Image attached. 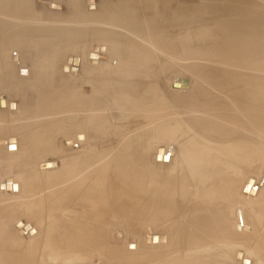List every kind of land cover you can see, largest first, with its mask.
<instances>
[{
	"label": "bare ground",
	"instance_id": "bare-ground-1",
	"mask_svg": "<svg viewBox=\"0 0 264 264\" xmlns=\"http://www.w3.org/2000/svg\"><path fill=\"white\" fill-rule=\"evenodd\" d=\"M52 2L53 8H48L44 0H0V91L6 94L0 97V121L6 125L4 121L10 118L42 119L45 115L51 122L46 141L40 130L30 132V119L21 120L25 123L14 120L18 125L9 124L8 128L0 124V137L5 138L0 143V153L12 146L11 150L17 148L13 151L15 156L20 155L16 152L25 143L18 139L19 134H26L27 138H21L28 144L34 140L33 147L34 143L37 147L31 159L41 153H53L60 161L43 173L16 162V169L13 165L11 168L17 175H13L14 181H0V264H142L143 252H139L133 236L144 224L150 227L143 243L164 246L157 252L162 254L152 260L168 258L182 250L229 247L223 234L237 240L251 238L257 246L258 230L242 219L233 222L231 214L236 210L231 212L246 195L257 196L250 194L256 191L255 184L246 188L249 178L243 180L252 168L250 156L254 148H250H260L251 139L252 133L264 136V115H259L264 106V84L255 81L251 85L247 78L252 76L250 67L252 71L264 70V58L243 51L264 54V0H207L202 9L199 5L194 10L211 13L215 18L206 32L222 54L211 55L206 66H194L200 69L198 73L202 71L201 75L207 71L206 74L218 76L210 80L216 91L192 93L188 105L182 97L178 101L175 97L166 100L164 88H160L162 94L156 88L160 79L154 80L172 72L174 61L186 58V8L180 0H101L99 4L97 0H66L62 5ZM253 8L255 12L243 13ZM31 46L41 48L42 58L29 63L24 55ZM239 49L242 52L236 54ZM9 52H17L20 57L14 63L16 68L10 64ZM101 53L108 58L105 65L101 64ZM62 55H67L66 63L59 64L58 70ZM65 67L68 78L72 76L71 68L79 69L81 83L74 80L77 74L70 79L78 86L66 85ZM174 67L181 69L185 64ZM11 69L17 76L12 75ZM184 84H188L186 80L180 81L178 89ZM120 90L126 92V100ZM136 97L142 106L137 105ZM10 103H14L13 108ZM133 103L141 108L134 109ZM250 105L257 113L253 122ZM206 106L215 115L221 109V119L199 122L205 119ZM139 137L150 141L140 146ZM152 137L182 143V155L174 165L171 166V157L168 163L164 162L171 154L167 145L154 148L151 154ZM251 143L254 145L250 147ZM71 178L77 180L70 183ZM239 191L241 195H237ZM7 192L14 200L6 197ZM238 196L243 199L237 200ZM81 211L78 219L74 217ZM44 219L47 221L43 225L39 221ZM257 222L261 234L264 220ZM119 224L126 227L127 239L120 237L121 244L106 246L110 234L115 232L106 237L104 230ZM152 227L164 230L163 243L158 237L153 240L155 234H149ZM259 238L263 245L264 238ZM237 252L241 253L240 258H236ZM233 254L234 264H252L244 251ZM196 258L165 264L205 263Z\"/></svg>",
	"mask_w": 264,
	"mask_h": 264
},
{
	"label": "rangeland",
	"instance_id": "rangeland-1",
	"mask_svg": "<svg viewBox=\"0 0 264 264\" xmlns=\"http://www.w3.org/2000/svg\"><path fill=\"white\" fill-rule=\"evenodd\" d=\"M43 1V0H42ZM52 1H57L58 3H61V5L62 4H64L65 2H66V0H44V2H46V7H48V8H53V6H54V3L52 2ZM98 1V4L101 2V0H97ZM176 1H178L179 2V0H176ZM181 1V3H183L184 5H185V8H186V20H185V33L187 34V36L188 37H186V35H185V40H184V44H183V49L185 50V56H186V58H184V60H182V61H174V63H175V65H173V64H171V67H172V72H170V73H168V74H166V75H160V78L158 77V78H155L154 80H158V79H160V80H158L159 82L158 83H156L157 81H155L154 83H156V85H157V89L159 90L160 88H164V89H162V90H164V92H166V96H165V99L167 100V98H169V100L171 101V99H172V97L174 98L175 97V99L178 101V100H183V99H185V100H187V101H185L184 100V102H185V104H186V102H187V105L190 103V102H188V101H191L192 100V97H193V94H195L196 95V93H198L199 91H201V90H203V91H206V92H208V93H213V92H215L216 90L213 88V86H212V84L210 83L212 80H214V79H216L218 76H215V75H212V73H209V74H211V76L209 75V74H206V72L204 71V74L203 75H201V74H199V73H201V72H199L198 73V71H200V69H195L194 68V66H199V67H197V68H201V66H206L205 64H207V63H209V62H211V55H221L222 53L221 52H218L215 48H216V45L217 44H215V41L212 39V37H211V35H210V33L209 32H206V31H209L210 30V27L211 26H213V20L215 19L214 17H213V15L211 14V13H205V14H202V13H198V12H194V10H197L198 9V6L200 5V7H201V9L205 6V3H207V0H180ZM49 3V6H47V4ZM180 3V2H179ZM51 5V6H50ZM251 11H253V12H255L254 11V8L253 9H247V10H245V12H243L244 14H246V13H248V12H251ZM49 12H51V10L49 11ZM49 12H47V13H49ZM261 13H262V11H261ZM264 13V12H263ZM154 19H157V17H154ZM215 21V20H214ZM201 28V29H200ZM153 32V31H152ZM220 32H221V30H220ZM198 34V35H197ZM211 37V38H210ZM220 37H222V36H220ZM218 38L219 37H217V40H218ZM224 39V38H223ZM221 40H222V38H221ZM218 41H220V39L218 40ZM88 49L91 51V49H90V47L88 46ZM87 48H86V50H88ZM89 50L87 51V52H89ZM98 51V49H95V52H97ZM40 52H41V48H39V47H37V46H31V48H28V52L27 53H25V55H24V59H25V61L26 62H32L33 60H39V58L41 57L42 58V54H40ZM240 52H242L241 51V49H239V50H236L235 51V53L237 54V53H240ZM244 52V54H249V55H256V56H262L261 58H264V54L262 55L260 52H256V51H253V50H250V52L247 50V51H243ZM11 52H9V56L11 55L10 54ZM13 53H15L14 55H11L10 57H8V58H10V64L12 65V66H14V63H17L16 61L18 60V58H20V57H18L17 56V52H12V54ZM42 53V52H41ZM229 53H231V52H229L228 51V53L227 54H229ZM45 55V54H44ZM99 55H101L100 56V58H102L101 60V62H103L104 61V63H101L102 65H105L106 63H108V61H106V59L108 60V58H107V56L106 55H102V53L101 54H99ZM13 56H17L16 57V59H14V57ZM71 56H73V55H70L69 57H70V59H71ZM91 56V55H90ZM35 57V58H34ZM66 57H67V55L65 56V55H62L61 57H60V60H61V62H59V63H57V68H58V70L60 69V67L61 66H63V64L64 63H66ZM69 57H68V59H67V61H70V59H69ZM208 57V58H207ZM62 58V59H61ZM64 58V59H63ZM105 58V60H103ZM190 58H191V60H190ZM171 59V58H170ZM200 59H203V60H200ZM41 60V59H40ZM197 62H196V61ZM199 61H202V63L201 62H199ZM208 61V62H207ZM68 64L70 63V62H67ZM167 63H171L170 61H168ZM179 63H184L185 64V67H181V69L180 68H175L174 66H179ZM61 66H60V65ZM68 64H66V66L68 65ZM100 64V65H101ZM65 65V64H64ZM190 65H191V67H190ZM59 66V67H58ZM10 67V66H9ZM15 68H16V66H14ZM95 67H102V66H95ZM95 67H93L94 69H95ZM96 68V69H97ZM186 68V69H185ZM212 68V67H211ZM65 70H64V73L66 74L64 77V82L66 83V85H68V84H71L72 85V87H75L76 86V84L78 83H81V77L79 76V69H75L76 71H74L73 69L74 68H71V70L73 71L72 72V76H74V77H72V76H70L69 78H68V76H67V73H68V71L66 70L67 68L65 67L64 68ZM189 69V70H188ZM180 70H182L181 72H180ZM184 70V71H183ZM186 70V71H185ZM195 70V71H194ZM176 71V72H175ZM248 71L249 72H252V76H249L248 78H247V80H248V82L252 85H254V83H255V81L256 82H258V81H260L261 83H263L264 84V70H257V71H252V68L250 67V68H248ZM78 72V73H77ZM11 73H12V75L15 73V69H11ZM75 73V74H74ZM198 73V74H197ZM77 74V75H76ZM15 75L17 76V73H15ZM75 75H76V77H78V78H76L75 77ZM205 75V76H204ZM208 75V76H207ZM159 76V75H158ZM162 76V77H161ZM166 77H168L169 79H167L166 80ZM212 77V78H211ZM74 79V78H76V79H74V80H76V82H74V80L72 81H70V79ZM80 78V79H79ZM177 78V79H176ZM80 81H79V80ZM161 79H163V80H161ZM182 79V80H181ZM258 79V80H257ZM78 80V81H77ZM183 80H186L187 81V85L185 86V87H183V85L181 86V89H178V87L176 88L174 85L177 83H179L180 81L182 82ZM211 80V81H210ZM162 81V82H161ZM76 83V84H75ZM164 85H163V84ZM78 84H77V86H78ZM159 84V85H158ZM162 84V85H161ZM71 85H69V86H71ZM19 90V89H18ZM161 89H160V92L162 91ZM214 90V91H213ZM20 91V90H19ZM19 91H17L18 92V94H19ZM173 91V92H172ZM191 91V92H190ZM119 92V94L121 93L122 94V96L124 95L126 98H128L127 97V94H126V92L125 91H123V92H121V90L120 91H118ZM125 92V93H124ZM164 92H161V94L162 93H164ZM175 92V93H174ZM190 92V93H189ZM1 93H3V94H1ZM182 94L181 96L179 95V94ZM193 93V94H192ZM121 94H120V96H121ZM171 94H172V96H171ZM183 94H184V96H183ZM217 94V93H216ZM2 95V96H1ZM165 95V94H164ZM6 96V94L4 93V92H2V91H0V97H5ZM121 96V97H122ZM123 96V100H126L125 99V97ZM140 96V95H139ZM170 97H171V99H170ZM183 99H182V98ZM7 98V97H6ZM136 98H138V97H136ZM141 99L143 98L142 97V95H141V97H140ZM188 98V99H187ZM141 99H139L138 98V100H139V103H138V101H137V105H139V106H142L143 104L140 102L141 101ZM175 99H173V101L175 102L176 100ZM21 100V99H20ZM144 100H146V99H144ZM129 103H131V101H129V100H127ZM24 102V101H23ZM142 102H144V101H142ZM145 104H146V102H144ZM118 104H120V106H122V108H123V106L124 105H122V103L121 102H118ZM136 104H134L133 103V105H134V109H136L137 108V106H136ZM138 106V107H139ZM139 108H141V107H139ZM139 108H137V109H139ZM250 109H251V117H250V119H251V122H253L255 119V117H254V115L255 114H257V113H254V108H253V105H250ZM204 111H205V113L203 114L204 116V120L202 119V121H199V122H206V123H208L209 121H211L212 119H215V120H220L221 119V116H222V114H223V112H222V110L221 109H218L217 110V112H216V115L214 114L215 112L213 111V110H211V108H209V107H205L204 108ZM210 111V112H209ZM207 113V114H206ZM259 115L260 116H263L264 115V106L262 107V113H259ZM30 118V120H32V123H31V121L28 119V117H25L24 118V116L22 117V118H20V120H19V118L18 119H16V118H10V120L9 119H7V120H9V121H12V122H10L9 123V121H7V120H5L4 122H6L5 124L6 125H4V123L2 122V120L0 121V124H1V126H5V128H8L7 126H9V124L11 125V126H15V125H18V123L17 122H14V120L15 121H21V120H27V121H30V123L28 124V126L31 124L32 126L30 127L29 126V128H31V129H33V130H31V129H26L25 130V133L27 132V130L28 131H30V132H33L34 131V129L38 132V133H40L39 132V130L42 132V133H44V137L42 136V138H43V140H48V137L50 136V131L48 130V125L51 123V122H49V120H50V118L49 117H45V115H42V119H40L39 117L37 118V119H34L35 117L34 116H29ZM39 119V120H38ZM26 121V122H27ZM3 124H2V123ZM13 122L15 123V124H13ZM21 122H23V123H25L24 121H21ZM154 122V121H153ZM158 122V119H157V121H156V123ZM17 123V124H16ZM27 126V123L26 124H24V126ZM39 127V128H38ZM27 128V127H26ZM0 129H2V127H0ZM23 129H25V128H23ZM22 131H24V130H22ZM35 131V132H36ZM29 132V133H30ZM22 133V132H21ZM24 133V132H23ZM34 133V132H33ZM33 133H31V134H29L30 136H29V140H31L30 138H32V136H33ZM1 134V133H0ZM68 134V133H67ZM253 135V138L251 137V139L252 140H254V141H256V142H254V143H257L259 146H260V148L262 149H260L257 145H255V146H253V147H251L252 145H254V143H251V145H250V149H253L254 148V152H253V150H251L250 151V155L252 154V152H253V154L250 156L251 157V159H250V161H251V166H252V168L250 167L249 168V171H247L246 173L247 174H245L244 176H247V177H244V180L243 181H245V180H247L248 178H249V180L248 181H252V183H253V185L255 184V190L256 191H254V193H252V191L250 192V194H252L253 196H254V194L256 193V195L257 196H255V197H248L247 195L245 196V197H243V198H241L242 196H238V198H237V200L239 199V200H241V199H243V201H242V204H240V202L241 201H239V202H237V208L235 207V209L233 210V212H231V213H234V211H235V213L234 214H231V217H232V219H233V222H234V220H235V222H237L238 220H241L242 222H244V224H248V225H250V226H252L254 229H257L258 230V238H257V240H256V242L258 243V245H259V247H262L263 249H264V244L263 245H261V240H260V238H259V236H262V238H264V234H262L263 232H264V227L262 226V229H261V234H259V227H260V224L257 222V221H260V222H262V220H264V136L262 135H259V133L258 132H256V131H254V133H252ZM25 135L26 134H23V136L25 137ZM258 135V136H257ZM18 136V135H17ZM23 136H21V137H23ZM11 137V136H10ZM20 137V134H19V140L21 141H23L22 143H25L24 145H23V149L24 148H26V149H28V147L31 145L32 147H33V143H32V141L34 142V140H31V142H29V144L26 142V140H25V138H27V137H25L24 139H22ZM47 137V138H46ZM2 137H0V139H1ZM14 140H15V138H13ZM17 139V140H18ZM163 138H161V140L159 139V138H155V137H152L151 138V147H150V152H151V154H153V152H154V148H156V147H159L160 145H167L168 146V148H170V150H171V154L170 155H167L166 157H167V159L169 158V157H171L172 158V164H171V166L172 165H174L173 163H175V160L176 159H178V157L180 158L181 157V153H182V151H181V145L180 144H182L181 142L179 143L178 141H177V143L174 141H167V140H164L165 141V144H163L164 143V141L162 140ZM5 140V138L4 139H1L0 140V143H2L3 141ZM10 140L11 141H13L11 138H10ZM25 140V141H24ZM28 140V141H29ZM45 141H43V142H45ZM148 141H150L149 140V138H144V137H139L138 138V140H137V143L141 146V145H145ZM163 141V142H162ZM181 141V140H180ZM251 141V140H250ZM15 141H13V143H14ZM162 142V143H161ZM167 142V143H166ZM12 143V142H11ZM27 143V144H26ZM42 143V142H41ZM179 143V144H178ZM25 145H27V146H25ZM36 145H35V143H34V147L33 148H31V147H29V153H27L28 151H25L26 149H20V150H18V152H16V153H18V154H20V155H17V156H15V154L13 153V151L16 149L17 150V148H15V147H13L14 149L13 150H11L12 148V146L10 147V146H8V150H6V151H3L2 153H0V181H2V182H5V181H9V182H11V180H13L14 181V178H13V175H15V176H17L16 175V171H14V169H16L15 167H16V165L14 164V163H16V162H19V164H21V165H24V166H32L33 167V169L34 170H36L37 172H44L45 171V169H49V168H53V167H56V164H55V162H60L59 161V158H56V155H54L53 153V155L51 154V153H41L40 155H39V157L38 158H36V159H31V157L32 156H30L31 154H32V152L35 150L34 148H37V147H35ZM42 146H43V143H42ZM2 148V147H1ZM9 148H10V150L12 151V153H10V150H9ZM31 148V149H30ZM40 148V147H39ZM256 148V149H255ZM76 149H79V148H76ZM75 149V150H76ZM259 149V150H258ZM32 150V151H31ZM257 152H256V151ZM8 151V152H7ZM31 151V152H30ZM42 150H39V152H41ZM77 151V150H76ZM162 151H163V149H162ZM23 153V154H22ZM25 153V154H24ZM12 154H14V155H12ZM10 156V155H12V156H15V157H13L12 158V156H10V157H7V156ZM41 156V157H40ZM18 158V159H17ZM174 159V160H173ZM14 160V162H12V161ZM156 160V159H155ZM51 161V162H50ZM161 161H163V160H161ZM168 161H169V159L167 160V161H164V162H166V163H168ZM42 162H44V163H42ZM45 162H50V163H45ZM157 163L158 162H160V161H156ZM39 164V165H38ZM41 164V165H40ZM45 164H49V165H51V164H54V166H51V167H48V168H45V167H41V166H44ZM253 164V165H252ZM12 165H13V168L14 169H11L12 168ZM42 169H43V171H42ZM165 171H167V170H164V172ZM14 176V177H15ZM13 179H12V178ZM247 178V179H246ZM251 178V179H250ZM75 179V180H74ZM254 179V180H253ZM73 180V182H70V183H74L76 180H77V178H71V180H69V181H72ZM248 181H245V182H247L248 183ZM245 182H243L244 184H245ZM3 184V183H2ZM1 184V185H2ZM0 185V187H2ZM243 184H241V186H242ZM252 186V185H251ZM3 187H4V185H3ZM257 188V189H256ZM72 189H76L77 190V187L75 188V187H73ZM249 189V188H248ZM248 192V191H247ZM9 192H7L6 193V195H4V196H6L8 199H11L10 201H12V200H14V197L12 196V194L11 193H9ZM244 193L245 194H248V193H246V191H244ZM237 195H241V192L239 191L238 193H237ZM11 197V198H10ZM248 197V198H247ZM246 198H247V200H248V202L246 201ZM244 201H246V203H243ZM238 203H239V205H241V206H239L238 205ZM249 203V204H248ZM244 204V205H243ZM243 205V206H242ZM251 206V207H250ZM244 207V209H245V207H246V209L248 208V207H250V208H248L249 210L251 209L252 211H247V210H241L242 208ZM240 208V209H239ZM238 210V211H237ZM242 211H247V212H249V214L247 213V212H243L242 213ZM256 212V213H254V212ZM239 214H238V213ZM83 214V212L81 211V213L79 212V213H76V215L74 216V217H76L77 219L81 216ZM243 214V215H242ZM238 215H240V216H242L245 220L247 219V222H245V220L243 219V218H241L240 216H238ZM244 215H247V217L246 216H244ZM235 217V218H234ZM237 217V218H236ZM263 217V218H262ZM39 219V218H38ZM231 220V219H230ZM47 221V219H44V220H40L39 222H41L43 225H44V223L43 222H46ZM232 221V220H231ZM233 222H232V224H233ZM31 223H32V221H31ZM18 226H20V224H18ZM28 226V225H27ZM233 226V225H232ZM148 227H150V225L149 224H144L140 229H139V234H137V235H134L133 236V238L138 242V250H139V252L140 253H142L143 252V256L141 257V259L140 260H142V264H165V263H168V261H172V260H175V259H190V258H195V257H197L196 259H198V260H200V263L201 262H203V260H205V263H214L215 261H217V263L219 262L220 264H234V252L236 251V250H242V251H244L248 256H249V258H250V261L252 260V264H264V250H259L258 248V245L257 246H255V243H254V240H252L251 238H249V239H233V238H231L230 236H225V234H223V235H221L222 236V238L224 239V242H226L225 244H229V247H215V248H212V249H210V250H201V251H194V250H191V251H184V250H182V251H180V252H177V253H175V254H172L170 257H168V258H160L159 260L157 259V260H152L155 256H157V255H161L162 253L161 252H159L158 254H157V252L159 251V249H161V248H163L164 246L162 245V246H159V245H157V244H155V245H149L148 243H147V245L145 244V243H143V237L145 236V239H146V234H148V232H146L147 231V229H148ZM109 228V229H108ZM106 230H104V235L107 237L109 234H110V232H115L114 233V235H112V234H110V241L108 242V244L106 245V246H108V247H112V246H110L111 245V243L113 244V243H117V244H121V241L122 240H120L121 238H123V239H127V237H125V235H126V233H125V226H124V224H122V225H116V226H109ZM239 228V226H237V229ZM241 228V227H240ZM240 228H239V230H240ZM244 229H248V227H244ZM236 234H239L238 232H235ZM251 233V231L250 232H245V235H249ZM149 234H155V236L154 237H158L160 240H161V242L163 241L164 242V239H165V234H164V230H155V229H153V227L150 229V233ZM106 237H105V239H106ZM111 237H116V239L115 238H111ZM121 237V238H120ZM150 237H151V235H150ZM161 237V238H160ZM240 237H242V236H239V238ZM152 238V237H151ZM258 239H259V242H258ZM115 240V242H113ZM123 242H124V240H123ZM162 242V243H163ZM154 243H157V242H154ZM120 246V245H119ZM125 246H127V245H125ZM125 246H123L124 248V250L126 251V247ZM208 249V248H207ZM156 251V253L155 254H153V252H155ZM121 252H124V251H122L121 250ZM237 253H240V252H237ZM208 255H211L212 257H210V256H208ZM237 255V254H236ZM163 256V255H162ZM206 256H208V257H206ZM240 256H241V253H240ZM200 259H199V258ZM202 257V258H201ZM203 257H205V258H207V259H205V258H203ZM208 258H210L211 259V261H213V262H211ZM213 258H215V259H218V260H215V259H213ZM236 258H237V256H236ZM240 258V257H239ZM220 259V260H219ZM202 260V261H201ZM208 260V261H207ZM246 262V261H245ZM204 263V262H203ZM204 263V264H205ZM218 263V264H219ZM202 264V263H201Z\"/></svg>",
	"mask_w": 264,
	"mask_h": 264
},
{
	"label": "water",
	"instance_id": "water-1",
	"mask_svg": "<svg viewBox=\"0 0 264 264\" xmlns=\"http://www.w3.org/2000/svg\"><path fill=\"white\" fill-rule=\"evenodd\" d=\"M174 86L177 87L178 85L175 84ZM185 86H186V85L184 84L183 87H185ZM0 102L2 103V99H1ZM9 106H10V108H13V107H14V103H10ZM158 152L160 153V151H158ZM159 153H158V154H159ZM160 154H161V153H160ZM167 157H168V156H167ZM157 159H159V155L157 156ZM165 160H166V158H165ZM45 167H50V165H45ZM251 185H252V181H248L246 188L249 187V186H251ZM153 240H156V238L154 237ZM236 256H237V257H240V253H237ZM244 263H245V262H244Z\"/></svg>",
	"mask_w": 264,
	"mask_h": 264
}]
</instances>
